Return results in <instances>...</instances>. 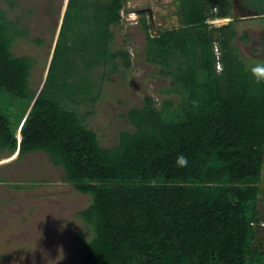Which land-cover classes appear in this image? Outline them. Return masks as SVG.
<instances>
[{
    "label": "trees",
    "instance_id": "trees-1",
    "mask_svg": "<svg viewBox=\"0 0 264 264\" xmlns=\"http://www.w3.org/2000/svg\"><path fill=\"white\" fill-rule=\"evenodd\" d=\"M125 1H68L40 91L33 59L12 51L26 31L0 7V150L45 151L92 195L78 212L94 230L81 264H264V80L235 43L234 1L176 0L180 24L156 33L142 17L145 59L179 99L146 95L126 114L134 128L104 146L74 105L100 96L96 67L132 66L130 49L112 46ZM245 5L264 13V0Z\"/></svg>",
    "mask_w": 264,
    "mask_h": 264
},
{
    "label": "rangeland",
    "instance_id": "rangeland-1",
    "mask_svg": "<svg viewBox=\"0 0 264 264\" xmlns=\"http://www.w3.org/2000/svg\"><path fill=\"white\" fill-rule=\"evenodd\" d=\"M67 2L0 0L8 17L26 31L14 41L12 51L33 59V87L43 83ZM126 7L136 11L132 14L134 22L112 26V46L129 48L132 66L121 71L96 67L92 77L100 96L93 103L74 105L86 115L104 146L116 143L122 130L134 128L126 114L130 107L142 105L146 95H155L158 100L179 99L177 94L160 92L169 86L171 78L160 75L159 65L145 59L142 21L145 15L153 32L178 26L176 0H126ZM233 11L240 18L236 21L235 43L242 57L247 63L264 60L256 53L257 48L264 49V16L242 18L238 7ZM261 183L264 187V170ZM91 201L92 195L67 181L64 168L56 166L47 152L37 150L18 157V151L10 154L0 150V264H81V246L91 239L94 230L78 212ZM260 209L264 217V197ZM261 239L264 248V229Z\"/></svg>",
    "mask_w": 264,
    "mask_h": 264
},
{
    "label": "built area",
    "instance_id": "built-area-1",
    "mask_svg": "<svg viewBox=\"0 0 264 264\" xmlns=\"http://www.w3.org/2000/svg\"><path fill=\"white\" fill-rule=\"evenodd\" d=\"M120 13H121L122 21L123 22L124 21H126L128 23L134 22L133 21L134 20L133 19L134 17H132V14L133 13H136V11H132V10L127 9V7H126V1H125V4H124L123 8L120 10ZM228 19H229V17H223V18L216 17V18L209 19V22L212 23V24L220 25V24H223V23H227L228 22ZM153 33H156V32H153ZM215 47H216L217 53L219 54L218 44H215ZM218 68L219 69L221 68V64L220 63H218Z\"/></svg>",
    "mask_w": 264,
    "mask_h": 264
},
{
    "label": "water",
    "instance_id": "water-1",
    "mask_svg": "<svg viewBox=\"0 0 264 264\" xmlns=\"http://www.w3.org/2000/svg\"><path fill=\"white\" fill-rule=\"evenodd\" d=\"M69 1V0H68ZM68 4V2H67ZM66 8H67V5H66ZM66 12V9L64 11V14ZM242 18H247V17H258V16H264V13H260L259 10L257 9H253V8H247V9H243L242 11ZM64 17V15H63ZM233 19V18H232ZM231 18L228 19V21L232 20ZM62 23H63V18H62V22L60 24V28H59V31H58V36H59V33H60V29H61V26H62ZM58 36L56 38V41H55V44H54V48H53V51H52V54H51V58H50V61H49V64H48V68H47V71H46V74H45V77H44V80H43V83L42 85L40 86V89L39 91L41 90V88L44 86L45 82H46V79H47V76H48V73H49V69H50V65H51V62H52V58H53V53H54V50H55V46H56V43H57V39H58ZM30 110V108H29ZM29 112V111H28ZM19 137L21 138V133H19Z\"/></svg>",
    "mask_w": 264,
    "mask_h": 264
},
{
    "label": "clouds",
    "instance_id": "clouds-1",
    "mask_svg": "<svg viewBox=\"0 0 264 264\" xmlns=\"http://www.w3.org/2000/svg\"><path fill=\"white\" fill-rule=\"evenodd\" d=\"M256 53L258 56H264V49L257 48ZM251 71L252 74L257 78V81L264 80V60L258 61ZM180 159L184 160L183 157Z\"/></svg>",
    "mask_w": 264,
    "mask_h": 264
},
{
    "label": "flooded vegetation",
    "instance_id": "flooded-vegetation-1",
    "mask_svg": "<svg viewBox=\"0 0 264 264\" xmlns=\"http://www.w3.org/2000/svg\"><path fill=\"white\" fill-rule=\"evenodd\" d=\"M235 7H238L241 11L243 9L251 8L245 5V0H233Z\"/></svg>",
    "mask_w": 264,
    "mask_h": 264
},
{
    "label": "crops",
    "instance_id": "crops-1",
    "mask_svg": "<svg viewBox=\"0 0 264 264\" xmlns=\"http://www.w3.org/2000/svg\"><path fill=\"white\" fill-rule=\"evenodd\" d=\"M258 208H259V211H260V216H261V218H262L261 223H262V225H264V217H263V215H262V213H261V209H260V201H259V204H258Z\"/></svg>",
    "mask_w": 264,
    "mask_h": 264
}]
</instances>
